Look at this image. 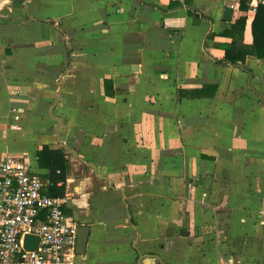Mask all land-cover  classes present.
Returning <instances> with one entry per match:
<instances>
[{"label":"crops","instance_id":"crops-1","mask_svg":"<svg viewBox=\"0 0 264 264\" xmlns=\"http://www.w3.org/2000/svg\"><path fill=\"white\" fill-rule=\"evenodd\" d=\"M242 1L0 0V162L46 192L64 151L75 264H264V60L219 47L242 17L253 45Z\"/></svg>","mask_w":264,"mask_h":264},{"label":"built area","instance_id":"built-area-1","mask_svg":"<svg viewBox=\"0 0 264 264\" xmlns=\"http://www.w3.org/2000/svg\"><path fill=\"white\" fill-rule=\"evenodd\" d=\"M260 2L251 0L252 13ZM12 113L20 121V111ZM45 187L26 157L0 162V264H75L78 223L65 212L66 196L50 197ZM28 235L40 238L37 251L25 250Z\"/></svg>","mask_w":264,"mask_h":264},{"label":"trees","instance_id":"trees-1","mask_svg":"<svg viewBox=\"0 0 264 264\" xmlns=\"http://www.w3.org/2000/svg\"><path fill=\"white\" fill-rule=\"evenodd\" d=\"M249 2V1H248ZM242 7L247 8V0L242 1ZM246 18L242 17L237 20L235 25L224 31L221 35L231 38L230 43L221 44L219 47L225 51V62L236 65L238 62H244L248 54L254 55L260 60H264V2L261 0L252 24L254 42L251 47H246L242 43L243 31L246 26ZM214 92L216 86H214ZM39 159L47 161L49 169L48 179L50 185L45 192L53 198H64L67 195L66 180L70 172L69 161L66 154L61 150H50L44 148L40 153Z\"/></svg>","mask_w":264,"mask_h":264},{"label":"water","instance_id":"water-1","mask_svg":"<svg viewBox=\"0 0 264 264\" xmlns=\"http://www.w3.org/2000/svg\"><path fill=\"white\" fill-rule=\"evenodd\" d=\"M231 15V13L229 14ZM90 235V228L88 226L78 225L77 227V244L76 254L84 255ZM40 238L28 235L25 238L24 248L27 251H37L39 246ZM143 259H141L142 261Z\"/></svg>","mask_w":264,"mask_h":264}]
</instances>
